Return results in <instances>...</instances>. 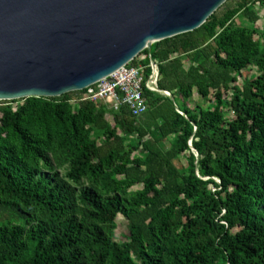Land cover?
Wrapping results in <instances>:
<instances>
[{"label":"trees","instance_id":"trees-1","mask_svg":"<svg viewBox=\"0 0 264 264\" xmlns=\"http://www.w3.org/2000/svg\"><path fill=\"white\" fill-rule=\"evenodd\" d=\"M256 8L228 0L140 52L130 66L148 82L155 63L173 101L143 85L139 116L85 90L0 102V264H264Z\"/></svg>","mask_w":264,"mask_h":264},{"label":"water","instance_id":"water-1","mask_svg":"<svg viewBox=\"0 0 264 264\" xmlns=\"http://www.w3.org/2000/svg\"><path fill=\"white\" fill-rule=\"evenodd\" d=\"M227 1L0 0V102L83 91L152 44L198 29ZM151 68L152 91L173 101Z\"/></svg>","mask_w":264,"mask_h":264},{"label":"built area","instance_id":"built-area-1","mask_svg":"<svg viewBox=\"0 0 264 264\" xmlns=\"http://www.w3.org/2000/svg\"><path fill=\"white\" fill-rule=\"evenodd\" d=\"M142 72L143 67L125 65L106 79L86 88L81 100L106 104L114 111L123 105L133 116H139L146 111L143 85L152 91L154 82L152 74L145 82Z\"/></svg>","mask_w":264,"mask_h":264},{"label":"rangeland","instance_id":"rangeland-1","mask_svg":"<svg viewBox=\"0 0 264 264\" xmlns=\"http://www.w3.org/2000/svg\"><path fill=\"white\" fill-rule=\"evenodd\" d=\"M255 12L258 14V16L260 18V20L256 23V26L258 28H261L262 25L264 24V18H263L264 10H260V9L256 8ZM253 73L254 72L252 71V72L249 73V75H251ZM13 107H16V104H14ZM107 119H108V121H110L109 117ZM175 165L178 168L184 167L186 165V161H185V159L183 157H180L177 160H175ZM115 221H116V225H117L116 230H115V237H116V240L119 241L120 240L119 237L122 234H124L125 231H126V220L121 215H117Z\"/></svg>","mask_w":264,"mask_h":264}]
</instances>
